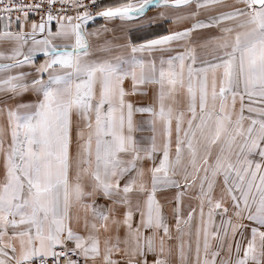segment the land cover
Instances as JSON below:
<instances>
[{"label":"snow or ice","instance_id":"obj_1","mask_svg":"<svg viewBox=\"0 0 264 264\" xmlns=\"http://www.w3.org/2000/svg\"><path fill=\"white\" fill-rule=\"evenodd\" d=\"M0 264H264V0H0Z\"/></svg>","mask_w":264,"mask_h":264}]
</instances>
